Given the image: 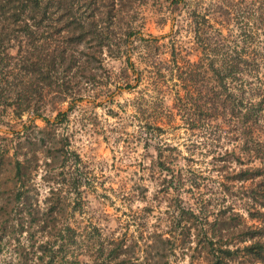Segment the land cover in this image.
<instances>
[{"label": "rangeland", "instance_id": "1", "mask_svg": "<svg viewBox=\"0 0 264 264\" xmlns=\"http://www.w3.org/2000/svg\"><path fill=\"white\" fill-rule=\"evenodd\" d=\"M125 1L88 0L72 10L97 13L102 43L110 38L111 48L87 49L84 42L94 45L89 26L85 41L72 44L88 55H74L88 63L69 80L81 81L82 99H67L42 117L52 124L72 107L64 123L50 127L0 105V264H15L12 250L36 258L39 246L51 243L52 223L30 225L26 214L50 207L55 224L78 235L64 254L73 264H94L93 248L112 240L122 241L121 255L113 262L97 256L96 264H211L219 249L233 253L229 264H264L243 250L264 248V0H137L131 7ZM225 52L242 56L245 71L228 84L250 104L244 115L256 111V125L245 128L252 127L261 147L214 104L211 69ZM89 77L97 80L92 86ZM63 149L79 160H63ZM16 161L28 182L14 177ZM247 170L261 175L240 180ZM24 184L28 195L17 201ZM53 192L59 198L51 199Z\"/></svg>", "mask_w": 264, "mask_h": 264}, {"label": "trees", "instance_id": "2", "mask_svg": "<svg viewBox=\"0 0 264 264\" xmlns=\"http://www.w3.org/2000/svg\"><path fill=\"white\" fill-rule=\"evenodd\" d=\"M134 1L137 0H126L123 4L131 7ZM87 2L88 0H0V105L4 110L12 109L16 116L30 113L32 116L42 118L43 113L48 108L56 110L67 99L81 101L82 96L79 93V82L81 81L72 83L69 80L76 77L78 72L83 73L86 67L79 66L88 63V61L78 60L74 55H88L71 48L72 44L80 45L85 41L83 30L85 31L86 27L89 26L94 35L92 38L94 45H91L88 41L84 42L87 45L86 48L96 49L94 53L99 54L102 53V45L109 50L111 48L110 38H104V44L102 43V24H98L99 20L95 21L97 13L95 15L87 14L84 11L77 14L72 13V10L74 11L76 8L89 5ZM110 3L111 5L109 6L102 5L101 7L110 8L113 2ZM57 16L61 21L59 30L54 27L56 23L55 17ZM194 19L196 33H199L202 23L198 21V15H194ZM74 30L82 32L72 37L70 33ZM125 36L129 38L130 32L125 34ZM55 37H63V39L59 41ZM221 43L224 44V42ZM236 55H229L225 52L222 65L211 69L215 77V87L213 89L215 90L216 88L219 91L215 90L213 94L214 104L217 105V111L224 112L222 116H229L231 121L236 120L238 122L243 129V133L251 137L250 142L252 144L261 147L262 143L256 141L253 137L252 127L245 128L248 123L252 126L256 125L259 120L256 111L251 110L248 116L244 115L242 110H250L247 108L250 104L248 102L244 103L242 99L235 98L234 94L230 92L228 81L235 83L238 80L236 75L244 70L242 56L240 54ZM92 57L96 61L95 55ZM258 58H255L256 62L254 61L256 68H258ZM261 59H264V55L261 56ZM254 62L248 61L247 63L252 67ZM128 64L134 75L137 76L135 83H139V73L134 70L131 63ZM74 69L76 71L70 76ZM85 80L91 86L97 82L96 78L93 77L85 78ZM91 86L89 87L90 90H92ZM131 88H133L132 85L128 86V89ZM205 97L202 96V98ZM71 108H68L65 112H57L55 121L52 124L49 123L48 119H42H45L47 126L60 125L66 121ZM227 110L229 111L228 114H226ZM258 111L261 113L262 109L258 107ZM60 151L62 152V159L65 161H68L72 156L79 160L75 153L64 149ZM50 152L51 149H48L47 153ZM54 152L57 153L58 150H54ZM14 171V177L17 180L20 181V179L25 178L26 182H28L29 177H27V169L24 163L16 161L14 163ZM260 175V170H247L239 172L238 177L240 180L247 181ZM58 183L62 184V182H56V184ZM25 187L26 184H24L23 190L16 192L15 200L19 201L23 199V196L28 195V189ZM58 195V193L53 192L50 198L57 199L59 198ZM260 205L264 207V204ZM41 211L40 216L27 211L28 224L34 225L38 221H46L47 224L52 223L47 232L49 238H51L50 240H52L51 243L46 242L40 245V253L36 258L33 255L31 256L30 253L25 254L23 250H19L17 253L12 250L14 258L10 263L16 261L15 264H73L74 262L65 260L64 254L68 247L73 244L74 246L76 245L78 235L73 230H70L69 227L60 229L55 224L57 219L52 217L53 212H55L54 208L50 207L47 211ZM257 215L260 216V213L257 212ZM252 235H254V232H251ZM96 237L95 239H97ZM60 240L62 243L59 244V249L58 246L55 249V244ZM209 242L211 243L210 240ZM122 244V241L116 243L112 240L103 245L101 243L98 248H93L95 253H91V257L95 259L94 264L98 261L97 256L102 257V261H115L121 255ZM243 250L257 261L264 260V248L259 243L246 246ZM232 254L229 249H219L217 250V255L211 254L213 256L211 264H229L228 261L233 258Z\"/></svg>", "mask_w": 264, "mask_h": 264}]
</instances>
